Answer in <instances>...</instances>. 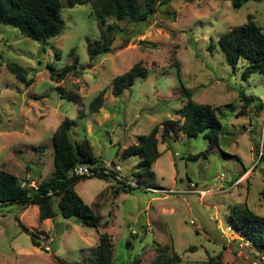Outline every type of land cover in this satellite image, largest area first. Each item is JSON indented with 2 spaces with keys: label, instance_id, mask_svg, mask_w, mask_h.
Wrapping results in <instances>:
<instances>
[{
  "label": "rangeland",
  "instance_id": "1",
  "mask_svg": "<svg viewBox=\"0 0 264 264\" xmlns=\"http://www.w3.org/2000/svg\"><path fill=\"white\" fill-rule=\"evenodd\" d=\"M60 14L61 33L45 43L0 24V170L35 185L47 179L54 171L51 136L64 117L72 120L75 141L87 140L99 160L118 164L124 176L136 171L140 157L122 158L121 151L136 144L138 135L170 120L173 139L163 143L159 125L161 155L152 165L155 176L147 189L115 194V182L98 177L75 184L83 202L101 215L99 230L59 214L40 222L33 205L19 212L8 208L0 214V264H82L93 255L99 232L111 239L112 264H149L157 245L175 249L180 264H210L217 255L226 264H264V255L242 239L229 219L231 207L243 204L264 215V74L243 80L242 65L234 74L216 45L212 52L207 49L210 39L216 43L248 15L264 32V0L238 9L228 0H171L143 25L118 21L123 31L114 35L111 51L92 59L87 46H95L99 30L91 7H63ZM135 63L146 73L114 97L111 80ZM9 64L26 69L30 85L18 80ZM69 64H75L76 73L59 83L49 79L50 68L58 71ZM57 86L78 99L61 98ZM182 87L193 101L216 108L222 125L219 142L205 159L187 160L205 151L208 140L202 133L188 138L178 128L177 112L185 103ZM101 90L102 108L88 112ZM239 90L253 98L244 113H238ZM255 105H263L262 110ZM135 174L133 182L128 179L131 186Z\"/></svg>",
  "mask_w": 264,
  "mask_h": 264
},
{
  "label": "trees",
  "instance_id": "2",
  "mask_svg": "<svg viewBox=\"0 0 264 264\" xmlns=\"http://www.w3.org/2000/svg\"><path fill=\"white\" fill-rule=\"evenodd\" d=\"M191 1V0H187ZM233 8L238 9L248 1L261 0H228ZM171 0H0V24L10 25L17 28L19 32L34 41L45 43L49 38L61 33L64 21L60 10L63 7L71 8L75 5H89L92 14L97 22L99 39L94 47L87 46L90 59L98 55H103L111 51L114 35L122 33L123 29L118 25V21L143 25L147 19L155 12L156 8L169 5ZM109 17L114 18V22L108 23ZM215 45L224 54L227 65L231 72H240L241 79H247L251 74H264V32L261 26L255 21L252 15H248L245 23L230 27L221 34L216 43L209 40L207 49L212 52ZM0 53V65H1ZM243 61V64L240 62ZM75 64H69L55 71L49 69V79L59 83L69 73H76ZM8 70L15 77L24 82L27 86L30 81L26 80L28 71L22 67L7 65ZM177 76L180 71L176 67ZM146 70L139 63L132 65L127 71L116 75L111 80V92L114 97L122 95L124 90H129L137 77L144 76ZM185 96V103L178 110L177 114L181 119L178 128L188 138L196 137L202 133L208 140L205 151L188 155L187 160L197 161L199 158H207L208 149H211L219 142L222 125L216 108L209 104L197 103L192 100L189 89L182 87ZM57 91L61 98L74 101L78 95L66 91L63 87L57 86ZM103 92L99 91L89 102L88 112H98L103 106ZM241 107L238 113H244L249 107L253 98L247 96L243 91H238ZM263 105H255V109L262 110ZM82 116V115H81ZM79 116V117H81ZM170 120H163L161 124H155L146 134L137 136V143L125 147L121 151L122 158H129L137 155L140 157L137 169L133 174H137L133 186L125 181L134 179L133 174L121 176L124 180L115 178L113 173H104L103 165L106 161L96 157L87 140L79 143L70 135L72 120L64 117L55 128L51 143L53 147V173L44 180L39 181L35 186L30 185L32 180L19 181V178L6 170H0V214L9 212L11 207L16 211H23L30 205L38 207V219L54 220L59 214L63 218H75L77 223L92 226L99 230L104 226L102 217L90 206L85 204L77 194L74 186L80 180L98 177L104 180L111 179L115 182V194L128 193L134 189L148 188V179L154 178L152 169L153 163L160 157L161 152L157 147L156 137L159 125H162L161 141L168 144L173 139V131L170 128ZM179 122V121H178ZM177 122V123H178ZM169 123V124H168ZM111 163V166L118 165ZM78 164L91 165L99 172L90 176H76L71 173L74 166ZM118 174L117 172H115ZM132 173V172H131ZM135 174V175H136ZM24 185L21 186V183ZM110 187V186H109ZM104 188L98 195L105 191ZM57 206V209L55 208ZM230 225L240 234L242 239L250 244L257 253L264 255V215H259L250 210L246 204L242 207L233 206L229 214ZM14 220L19 227L28 232V228L21 223L17 215ZM135 234V233H134ZM32 238H36L32 234ZM36 243V240H33ZM37 245V244H35ZM129 246V242H126ZM110 237L105 232H99L98 244L92 256L82 264H112L113 248ZM180 254L168 245H157L156 255L149 264H180ZM138 262L134 261V264ZM210 264H226L220 260V255L210 258Z\"/></svg>",
  "mask_w": 264,
  "mask_h": 264
},
{
  "label": "built area",
  "instance_id": "3",
  "mask_svg": "<svg viewBox=\"0 0 264 264\" xmlns=\"http://www.w3.org/2000/svg\"><path fill=\"white\" fill-rule=\"evenodd\" d=\"M103 167H104V169H103L104 173L111 174L115 170V172L118 173V174H116L114 172L115 178H117V179L122 178L121 173H123V170L119 165L111 166L110 162H105ZM95 172H99V169L97 170L94 167H92L91 165H87V164H78V165L74 166L71 170V173H73L76 176H90V175H93ZM131 181L133 182L132 179H131ZM126 182H128V181H126ZM130 184H132V183H130ZM23 185H24V182L21 183V186H23ZM30 185L35 186L33 183H30ZM133 185H134V183H133Z\"/></svg>",
  "mask_w": 264,
  "mask_h": 264
},
{
  "label": "crops",
  "instance_id": "4",
  "mask_svg": "<svg viewBox=\"0 0 264 264\" xmlns=\"http://www.w3.org/2000/svg\"><path fill=\"white\" fill-rule=\"evenodd\" d=\"M57 124H59V123H57ZM57 124H56V126H57ZM33 206H34V209H36V210L38 209V207L36 205H33Z\"/></svg>",
  "mask_w": 264,
  "mask_h": 264
}]
</instances>
